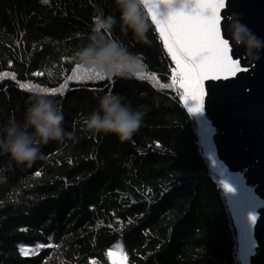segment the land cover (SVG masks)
I'll return each instance as SVG.
<instances>
[{"label": "trees", "instance_id": "trees-1", "mask_svg": "<svg viewBox=\"0 0 264 264\" xmlns=\"http://www.w3.org/2000/svg\"><path fill=\"white\" fill-rule=\"evenodd\" d=\"M100 12L117 20L107 37L138 55L159 83H171L175 65L155 26L148 43L137 42L122 29L115 0H0V128L23 121L33 92L20 83L49 90L65 83ZM109 92L147 108L129 141L84 124ZM48 96L74 136L42 145L45 159L31 168L0 154V264H121L118 252L107 255L119 248L122 264H245L226 176L204 154L199 117L175 88L114 78L69 81L63 95Z\"/></svg>", "mask_w": 264, "mask_h": 264}, {"label": "clouds", "instance_id": "clouds-1", "mask_svg": "<svg viewBox=\"0 0 264 264\" xmlns=\"http://www.w3.org/2000/svg\"><path fill=\"white\" fill-rule=\"evenodd\" d=\"M123 30L130 31L137 42L148 43L150 22L145 0H115ZM152 6L161 16L181 6V0H152ZM117 20L112 15L100 12L94 19L92 35L82 43L72 60L83 70L98 73L104 80L120 78L139 80L145 65L127 47L107 37ZM232 42L244 47L248 57L264 50L261 40L246 25L235 20L230 22ZM98 99V107L85 119L86 128L93 134H111L121 142L129 141L141 128L147 112L145 106L133 108L119 93H106ZM65 117L54 99L46 92L34 91L28 100L23 121L9 119L0 128V154L7 155L17 166L31 168L38 160H44L41 146L49 142L64 143L71 140L73 132L63 127Z\"/></svg>", "mask_w": 264, "mask_h": 264}, {"label": "water", "instance_id": "water-1", "mask_svg": "<svg viewBox=\"0 0 264 264\" xmlns=\"http://www.w3.org/2000/svg\"><path fill=\"white\" fill-rule=\"evenodd\" d=\"M221 33L234 59L247 72L229 80L206 81L201 113L218 168L243 208L240 239L246 264H264V50L254 57L232 42L230 22L238 20L264 40V0H226ZM256 215L255 225L248 219Z\"/></svg>", "mask_w": 264, "mask_h": 264}, {"label": "snow or ice", "instance_id": "snow-or-ice-1", "mask_svg": "<svg viewBox=\"0 0 264 264\" xmlns=\"http://www.w3.org/2000/svg\"><path fill=\"white\" fill-rule=\"evenodd\" d=\"M44 2L47 3V0ZM145 5L150 23L155 26L163 49L175 67L171 71L170 84L159 83L155 74L145 71L140 74L139 80L156 81L161 89L175 88L189 114L203 112L207 95L206 81H226L236 77L238 73L248 71L241 66L239 59L233 58V48L221 33V12L225 9L226 0H181L178 9H172L163 16L152 6V0H145ZM12 78L15 79L14 76ZM92 80L104 79L98 73L83 70L76 65L72 74L66 77L65 83L59 88L49 90L30 83H20L19 87L29 92L38 90L51 95H63L69 81ZM35 175L39 177L41 173L37 171ZM222 187L226 192L233 190L225 183H222ZM248 219L255 225L256 215L250 214ZM20 252L25 256L29 254L23 247ZM117 252L122 264L127 259L122 248L110 250L107 255L113 258ZM112 264H118L117 260L113 259Z\"/></svg>", "mask_w": 264, "mask_h": 264}, {"label": "rangeland", "instance_id": "rangeland-1", "mask_svg": "<svg viewBox=\"0 0 264 264\" xmlns=\"http://www.w3.org/2000/svg\"><path fill=\"white\" fill-rule=\"evenodd\" d=\"M195 115H197L199 117L198 118L199 119V123H200L199 132L201 133V143H202V146L204 147V154L210 159L211 162H213L215 164V167L218 168L217 167L218 164H217V162L214 159L213 153L211 152L210 144H208L209 143V139H208L207 127L205 126V124L203 122L202 115H201V113L200 114H195ZM224 183L228 184L233 189L232 192H226L225 191V193H226V196H227V199H228L229 207H230V210L232 212L233 218L235 219V223L241 229L242 221H243V218H244L243 217L242 204H241V202H240V200H239L234 188L232 187L231 183L228 181V179L224 178ZM243 256H244V260H245L244 251H243ZM245 264H246V261H245Z\"/></svg>", "mask_w": 264, "mask_h": 264}]
</instances>
